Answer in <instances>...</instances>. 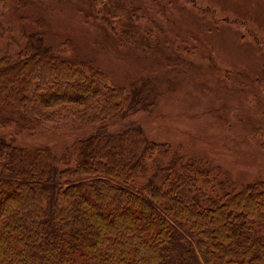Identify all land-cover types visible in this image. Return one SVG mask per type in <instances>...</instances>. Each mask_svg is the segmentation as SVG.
I'll return each instance as SVG.
<instances>
[{
  "label": "trees",
  "instance_id": "1",
  "mask_svg": "<svg viewBox=\"0 0 264 264\" xmlns=\"http://www.w3.org/2000/svg\"><path fill=\"white\" fill-rule=\"evenodd\" d=\"M119 3L92 0L113 31ZM157 90L111 83L40 30L0 55V264H264V180L233 186L125 125ZM61 126L76 135L61 157L17 144Z\"/></svg>",
  "mask_w": 264,
  "mask_h": 264
},
{
  "label": "rangeland",
  "instance_id": "2",
  "mask_svg": "<svg viewBox=\"0 0 264 264\" xmlns=\"http://www.w3.org/2000/svg\"><path fill=\"white\" fill-rule=\"evenodd\" d=\"M115 1L123 16L112 18L115 31L92 0H24L20 15L0 2V55H12L25 32L40 30L111 83L151 81L156 104L125 125L233 186L264 180V0ZM75 137L61 126L25 132L17 144L50 147L61 157Z\"/></svg>",
  "mask_w": 264,
  "mask_h": 264
}]
</instances>
